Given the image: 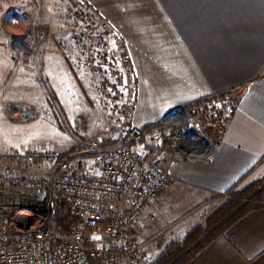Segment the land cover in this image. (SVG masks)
<instances>
[{
  "label": "crops",
  "instance_id": "1",
  "mask_svg": "<svg viewBox=\"0 0 264 264\" xmlns=\"http://www.w3.org/2000/svg\"><path fill=\"white\" fill-rule=\"evenodd\" d=\"M87 1L127 45L137 80L138 129L212 94L230 89L233 96L240 94L207 155L176 154L184 157L172 165L167 187L156 203L146 205L136 225L141 238L162 223L170 197H189L200 205L264 177V0ZM10 44V35L0 30L2 117L6 106L21 101L11 93L37 89L32 80L11 79ZM5 131L0 129V152L31 150L20 148ZM188 264H264V205L247 212Z\"/></svg>",
  "mask_w": 264,
  "mask_h": 264
},
{
  "label": "rangeland",
  "instance_id": "2",
  "mask_svg": "<svg viewBox=\"0 0 264 264\" xmlns=\"http://www.w3.org/2000/svg\"><path fill=\"white\" fill-rule=\"evenodd\" d=\"M0 30L10 37L27 34L23 40L11 38L15 59L11 79L37 84L36 91L25 85L27 92L10 94L21 101L6 106L7 116H0V129L5 128L8 138L20 148L54 149L63 156L65 167L83 171L92 167L94 154L86 150L93 142L111 150L121 147L127 84L114 40L119 34L94 8L81 0H0ZM231 100L217 99L189 112L213 143L226 124L229 106L236 102ZM142 144L170 175L172 165L184 157L153 149L148 138ZM50 168L38 165L28 172L48 175ZM169 199L162 223L143 233L147 239L140 237L147 242L144 264L154 263L172 242L183 239L223 203L216 196L200 205L184 196Z\"/></svg>",
  "mask_w": 264,
  "mask_h": 264
},
{
  "label": "built area",
  "instance_id": "3",
  "mask_svg": "<svg viewBox=\"0 0 264 264\" xmlns=\"http://www.w3.org/2000/svg\"><path fill=\"white\" fill-rule=\"evenodd\" d=\"M114 40L127 84L121 147L93 142L86 150L94 154L87 171L65 167L54 149L0 152V264H144L147 242L135 225L167 187L170 172L142 143L148 138L155 150L193 154L203 133L189 113L146 134L135 126V70L123 40L119 35ZM45 164L51 167L48 175L28 172ZM66 215L78 219L69 232L57 227Z\"/></svg>",
  "mask_w": 264,
  "mask_h": 264
},
{
  "label": "trees",
  "instance_id": "4",
  "mask_svg": "<svg viewBox=\"0 0 264 264\" xmlns=\"http://www.w3.org/2000/svg\"><path fill=\"white\" fill-rule=\"evenodd\" d=\"M81 1L92 7L87 0ZM109 32L110 30L107 31V33ZM233 95V90L230 89L212 94L185 107L188 112L194 113L196 109L204 107L217 99L237 101L240 97V94ZM161 126H163V122L160 121L144 127L141 131L146 134ZM224 128L225 124L222 132ZM217 197H222L223 203L215 206L212 213L205 217L202 222L192 227L183 239L172 242L152 264H188L199 251L215 238L224 235L227 229L247 212L263 206L264 177L242 188L235 185ZM62 206L65 207L66 203L62 202ZM77 221V218L66 215L59 219L57 227L61 231L69 232L71 226Z\"/></svg>",
  "mask_w": 264,
  "mask_h": 264
},
{
  "label": "water",
  "instance_id": "5",
  "mask_svg": "<svg viewBox=\"0 0 264 264\" xmlns=\"http://www.w3.org/2000/svg\"><path fill=\"white\" fill-rule=\"evenodd\" d=\"M26 35H16L13 34L12 35V40L14 42L15 39H19V40H23ZM179 114H188V110L185 107H181V108H177L175 110H173L172 112H170L166 118L164 119L163 122H169L171 121L175 116L179 115ZM202 132H203V137L201 139V143L199 144L196 153L190 154L193 157H203L205 155H207L212 148L215 146V144L211 141L209 135L206 133V131L202 128Z\"/></svg>",
  "mask_w": 264,
  "mask_h": 264
}]
</instances>
